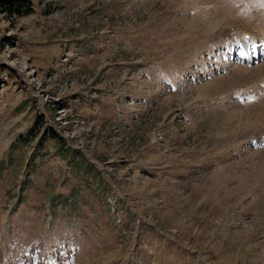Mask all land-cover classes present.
Returning a JSON list of instances; mask_svg holds the SVG:
<instances>
[{"label": "rangeland", "instance_id": "1", "mask_svg": "<svg viewBox=\"0 0 264 264\" xmlns=\"http://www.w3.org/2000/svg\"><path fill=\"white\" fill-rule=\"evenodd\" d=\"M32 2L0 16V264H264V13Z\"/></svg>", "mask_w": 264, "mask_h": 264}, {"label": "trees", "instance_id": "2", "mask_svg": "<svg viewBox=\"0 0 264 264\" xmlns=\"http://www.w3.org/2000/svg\"><path fill=\"white\" fill-rule=\"evenodd\" d=\"M33 10L34 7L32 0H0V16L8 19L11 17H20L30 14ZM42 119V113L36 114L33 127L29 128L26 134L27 136H35L37 138L36 148L42 149L45 145V141L49 139L53 141V145L55 146L57 153L63 156L69 155L72 157V160L75 156L80 155L78 151L66 145L63 138L55 132L52 127L42 124ZM33 157L34 153H31V160ZM82 159L84 161L77 160V167L85 170L88 168L91 169L90 167L93 166V164L84 157Z\"/></svg>", "mask_w": 264, "mask_h": 264}, {"label": "clouds", "instance_id": "3", "mask_svg": "<svg viewBox=\"0 0 264 264\" xmlns=\"http://www.w3.org/2000/svg\"><path fill=\"white\" fill-rule=\"evenodd\" d=\"M248 13L250 14L253 10L264 13V0H247Z\"/></svg>", "mask_w": 264, "mask_h": 264}, {"label": "bare ground", "instance_id": "4", "mask_svg": "<svg viewBox=\"0 0 264 264\" xmlns=\"http://www.w3.org/2000/svg\"><path fill=\"white\" fill-rule=\"evenodd\" d=\"M252 39V38H251ZM252 41V40H251ZM250 42V41H249ZM248 46V45H247Z\"/></svg>", "mask_w": 264, "mask_h": 264}, {"label": "snow or ice", "instance_id": "5", "mask_svg": "<svg viewBox=\"0 0 264 264\" xmlns=\"http://www.w3.org/2000/svg\"><path fill=\"white\" fill-rule=\"evenodd\" d=\"M53 264H54V262H53Z\"/></svg>", "mask_w": 264, "mask_h": 264}]
</instances>
